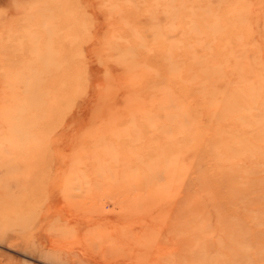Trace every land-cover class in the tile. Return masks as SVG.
Returning <instances> with one entry per match:
<instances>
[{
  "label": "rangeland",
  "instance_id": "obj_1",
  "mask_svg": "<svg viewBox=\"0 0 264 264\" xmlns=\"http://www.w3.org/2000/svg\"><path fill=\"white\" fill-rule=\"evenodd\" d=\"M0 264H264V0H0Z\"/></svg>",
  "mask_w": 264,
  "mask_h": 264
},
{
  "label": "bare ground",
  "instance_id": "obj_2",
  "mask_svg": "<svg viewBox=\"0 0 264 264\" xmlns=\"http://www.w3.org/2000/svg\"><path fill=\"white\" fill-rule=\"evenodd\" d=\"M134 235V234H133ZM142 236H143V234H142ZM133 258V257H132ZM160 260V259H159Z\"/></svg>",
  "mask_w": 264,
  "mask_h": 264
}]
</instances>
